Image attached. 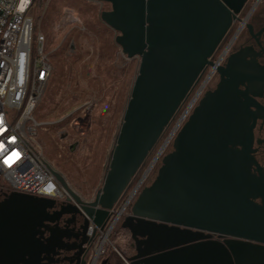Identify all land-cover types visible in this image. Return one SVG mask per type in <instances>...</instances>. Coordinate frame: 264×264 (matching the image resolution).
I'll use <instances>...</instances> for the list:
<instances>
[{
    "label": "water",
    "instance_id": "obj_1",
    "mask_svg": "<svg viewBox=\"0 0 264 264\" xmlns=\"http://www.w3.org/2000/svg\"><path fill=\"white\" fill-rule=\"evenodd\" d=\"M94 1L111 5L102 21L119 33L116 43L129 59L140 58L104 185L85 209L88 223L103 230L210 64L242 1L238 6L235 0ZM233 69L231 64L220 71L228 79L202 99L123 220L121 228L135 243L126 264H264V177L251 174L252 100L238 88L253 77ZM54 174L81 202L64 177ZM54 207V200L16 192L0 202V264H43L51 256L37 235L57 221L48 212ZM74 239L68 251L70 263L78 264L93 239L83 241L79 234Z\"/></svg>",
    "mask_w": 264,
    "mask_h": 264
},
{
    "label": "rangeland",
    "instance_id": "obj_2",
    "mask_svg": "<svg viewBox=\"0 0 264 264\" xmlns=\"http://www.w3.org/2000/svg\"><path fill=\"white\" fill-rule=\"evenodd\" d=\"M109 10L110 5L88 0H45L42 9L37 11L35 5L31 9L35 36H45V52L54 69L35 113L41 124L37 141L54 170L77 196L87 201H93L104 185L140 65L139 58L129 59L123 53L115 40L117 33L102 21L101 13ZM68 14L72 19L67 20ZM90 99H95L97 105L84 120H79L78 110ZM184 112L150 152L126 200L157 177L162 158L173 150L178 133L170 139L171 133ZM4 186L0 179V189ZM125 199L121 201L122 211ZM125 209L122 219L116 217L119 222L106 248L107 254L119 262V255L131 242L130 233L121 228L131 206Z\"/></svg>",
    "mask_w": 264,
    "mask_h": 264
},
{
    "label": "built area",
    "instance_id": "obj_3",
    "mask_svg": "<svg viewBox=\"0 0 264 264\" xmlns=\"http://www.w3.org/2000/svg\"><path fill=\"white\" fill-rule=\"evenodd\" d=\"M33 2L0 0V179L11 193L75 202L58 181L37 141L41 124L35 113L51 79L52 65L45 52V36L34 33ZM207 80L187 105L170 139L184 125ZM96 105L95 99L83 104L78 119L84 120ZM96 230L100 231L91 224L90 234ZM108 244V233L101 232L88 264H99Z\"/></svg>",
    "mask_w": 264,
    "mask_h": 264
},
{
    "label": "flooded vegetation",
    "instance_id": "obj_4",
    "mask_svg": "<svg viewBox=\"0 0 264 264\" xmlns=\"http://www.w3.org/2000/svg\"><path fill=\"white\" fill-rule=\"evenodd\" d=\"M88 1L100 4V2L94 0ZM238 1H242L241 6L239 7V12L234 14L230 28L214 50L212 56L209 58L210 64L207 65L200 74L198 80L190 90L189 95L174 115L167 130H169L175 119L185 110L207 77L208 80L198 94L191 110L188 112L185 123L188 121L194 110L199 106L205 95L216 91L222 82L228 79L227 76L223 77L220 71L228 70L229 65L232 64L234 71L248 74L253 77V80H247L243 83L240 82L238 88L242 93L247 94L248 98L252 100V105L250 106V111L252 113L250 124L253 125V145L250 153L253 159V162L251 163V174L260 179L261 177H264V0H235L233 2L235 6L239 5ZM101 4L110 5L108 3ZM111 9L112 7L110 5V10ZM118 35L119 33H117V36ZM240 100L245 102V98L242 96H240ZM236 148L241 149L242 147L237 146ZM172 151L173 150L170 152ZM160 167L157 169V174ZM137 176L138 173L132 179L119 200L114 204V207L111 210L110 219L105 228L100 231H94L92 235L89 232L91 224L88 223L85 209L89 208L88 205L96 200L99 191L95 195L93 201H87L79 196L81 202H78L76 199H74L75 202L54 200L55 207L48 210V212L50 215L57 218V221L54 223H46V227L42 228L40 230L41 233L37 235L39 242L46 248V250L52 252L51 256H44L45 260H43V264H71L70 257H72V253L68 250L73 246V243L75 242L74 237L78 234L83 241L88 242L91 238L93 239L90 252L87 255L83 254L82 256H78L77 259L78 264H84V261L88 264L97 237L101 235V232L103 234L108 233V237H110L115 230L114 226L119 222L116 219L118 214L122 212L120 217L123 216L127 211L125 208H128L129 206L132 208V205L136 201L140 190H138V193L133 195L130 200H126L125 196L133 186V181L134 179H137ZM10 193L11 192L7 188L0 189V202H2ZM123 199H125L126 203L124 205L125 208H122V211L120 210V206ZM255 202L260 206H263L262 198L255 199ZM62 210L70 211V213L58 216V213ZM130 213L131 210L123 218L125 219ZM224 238L225 237L220 235L214 236V239L219 241H222ZM127 246L128 249L126 251L122 250V253L119 255L121 262L116 261L113 255L107 254L106 252L105 255L100 258L99 264H126V259L135 255V243L132 238ZM61 248L62 250H60ZM53 252L54 254H57L54 255Z\"/></svg>",
    "mask_w": 264,
    "mask_h": 264
},
{
    "label": "trees",
    "instance_id": "obj_5",
    "mask_svg": "<svg viewBox=\"0 0 264 264\" xmlns=\"http://www.w3.org/2000/svg\"><path fill=\"white\" fill-rule=\"evenodd\" d=\"M44 3H45V0H34L32 6L34 7V5H35L36 10L38 11L39 9H42L44 7ZM53 71H54V69L52 68V75H53ZM77 100L78 99L74 98V101H77Z\"/></svg>",
    "mask_w": 264,
    "mask_h": 264
}]
</instances>
